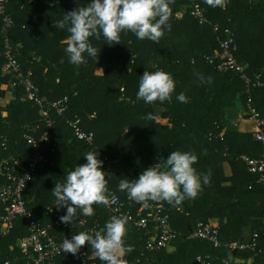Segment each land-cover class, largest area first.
I'll list each match as a JSON object with an SVG mask.
<instances>
[{
  "label": "trees",
  "instance_id": "16d2710c",
  "mask_svg": "<svg viewBox=\"0 0 264 264\" xmlns=\"http://www.w3.org/2000/svg\"><path fill=\"white\" fill-rule=\"evenodd\" d=\"M90 2L11 0L8 5L15 22L12 40L25 72H31L33 81L49 100L69 97L63 114L55 110L50 113L51 126L42 119L35 103L20 101L22 88L15 89L16 97L7 106H0V139L6 142L5 147L0 145V164L10 157L20 159L23 165L27 163L32 146L26 134L40 138L49 130L52 135L46 148L47 164L38 169L25 188V199L35 218L44 224L54 222L48 211L56 204L51 191L55 184L64 183L76 166L87 162L88 153L103 161V170L110 175L106 176L109 193L126 201L128 208L129 197L118 187L121 179H136L172 151H187L197 155L194 167L201 174H209L210 182L195 199H185L178 206L156 202L169 215L174 230L183 234L198 223L225 218L226 224L219 230L223 244L248 240L257 232L263 249L264 184L258 182L260 175L249 171L242 156H262L264 145L253 132L239 131L222 120L229 110L240 109L245 118H250L246 113L249 104L264 117V85L255 86L257 76L264 84V0H226L224 7L217 8L204 2L210 20L204 25L191 15L190 0H174L171 29H165L158 43L138 40L131 32L122 33L121 44L116 45H109L103 35L99 39L92 37L97 56H86L85 64L75 66L68 62L65 51L69 33L55 29L54 22ZM182 9L185 12L179 18L177 14ZM216 24L219 31L215 30ZM1 28L0 18V33ZM227 31L235 34L238 60L248 64L250 90L237 74L222 72L205 58L221 49ZM157 70L170 73L176 82L172 101L145 104L137 99L140 76ZM209 77L211 83L207 82ZM8 82L9 77L0 69V84ZM181 93L188 102L176 99ZM5 94L0 89V97ZM77 118L83 130L94 132L92 143L75 137L70 121ZM0 180H4L2 176ZM93 207L96 214L88 217L89 227L100 223L102 229L111 218L104 205ZM127 219L125 240L132 250L121 252L127 262L202 264L199 256H211L210 264H222L229 254L230 258L253 256L250 251L234 252L226 246L218 248L205 240L182 237L172 243L173 251H148L147 234ZM57 232H66L71 239L74 234L90 231L63 223ZM28 234V224L20 217L9 234L0 235V264H27L32 260V254L19 246L20 239ZM81 248L95 254L87 244ZM52 264L73 263L60 256ZM254 264H264V251L256 256Z\"/></svg>",
  "mask_w": 264,
  "mask_h": 264
},
{
  "label": "clouds",
  "instance_id": "9594fccd",
  "mask_svg": "<svg viewBox=\"0 0 264 264\" xmlns=\"http://www.w3.org/2000/svg\"><path fill=\"white\" fill-rule=\"evenodd\" d=\"M211 8L224 7L226 0H204ZM174 0H91L85 7L65 13L54 22L55 29L69 33L65 49L68 62L80 66L87 57L95 58L97 48L91 43L92 37L101 35L108 44H121L122 33L131 32L138 40L158 43L170 30ZM203 79V77H201ZM211 83V77L208 78ZM176 82L170 73L162 70L145 71L140 76L137 99L145 104L171 102ZM180 102H188L181 93L176 97ZM86 163L79 164L66 176L64 183L55 184L51 191L56 198L57 208H66L62 223L82 222L81 217L95 216L93 205L109 204L108 178L103 170V161L94 153L85 155ZM196 154L187 151H172L166 159L145 169L136 179H121L119 190L138 203L148 201L178 206L185 199H195L209 184V174H201L194 165ZM166 170H165V167ZM51 210V208L49 209ZM127 217L113 216L100 231L94 234L79 232L71 239L65 238L61 244L64 253L75 255L87 244L104 264H127L121 252H130L126 246ZM230 258V254H229Z\"/></svg>",
  "mask_w": 264,
  "mask_h": 264
},
{
  "label": "built area",
  "instance_id": "2783aa9c",
  "mask_svg": "<svg viewBox=\"0 0 264 264\" xmlns=\"http://www.w3.org/2000/svg\"><path fill=\"white\" fill-rule=\"evenodd\" d=\"M11 0H0V18L2 20L1 41H0V69L4 75L9 77L8 85L13 89L22 88L19 96L22 102H33L40 108L42 119L52 125L50 113L57 111L63 114L68 108L69 97L65 96L58 100H49L43 95L39 87L35 84L31 77V72H25L22 63L19 60L16 45L12 40V30L15 27L14 19L8 11V5ZM204 0H190V13L200 24H208L210 20L207 15V9L204 7ZM215 30L219 31L220 26L215 25ZM227 37L221 41V49L216 50L212 56H206L207 62L214 65L222 72L232 71L245 81L248 90L251 86V78L247 74L248 64L241 62L236 56L238 49L235 34L227 31ZM255 86H263L260 76ZM246 113L253 121L256 130L254 138L264 145V117L260 111L252 104L248 105ZM80 119L70 121L74 135L79 140L92 143L95 134L92 131H85L80 127ZM27 142L32 146V155L28 158L27 163L23 165L20 159L10 157L4 159L0 164V176L4 180H0V235L9 234L14 228L17 220L21 217L28 224L29 234L20 239L19 246L26 253L32 254V260L27 264H52L60 257H67L73 264H104L95 254L88 253L84 249H80L78 253H64L61 244L66 236L58 233L63 223L61 217L65 215L63 208H57L56 204L48 208L49 213L53 216L54 222L44 224L37 220L32 210L28 208V202L25 199V188L33 175L38 169L47 164L46 148L52 142V135L47 130L40 138L26 134ZM0 145L6 146V142L0 139ZM242 159L247 164L249 171L260 175L258 182L264 184V154L259 157L243 155ZM109 204L106 207L107 213L112 218L128 217L135 227L145 231L147 234L146 250L157 251L163 248H169L172 243L179 237L190 240H205L212 243L215 247L226 246L227 249L234 252H253L251 258L233 257L222 259V264H254L256 256L264 251L260 248V236L255 232L248 240L231 241L223 244L220 238V227L210 223H198V225L178 234L171 222L169 215L165 212L163 206L159 203L148 201L146 203H138L129 198L127 202L122 200L118 195L111 194L109 196ZM137 206L134 209L131 207ZM51 208V210H49ZM82 222L72 223L84 227L86 231L95 233L101 230L100 223H96L94 227H89L88 217H81ZM57 230V231H56ZM55 231V232H54ZM123 258V256H122ZM211 256H199L198 261L202 264H210ZM141 260H137L139 263ZM9 264V262H6ZM127 264H136V262H127Z\"/></svg>",
  "mask_w": 264,
  "mask_h": 264
},
{
  "label": "crops",
  "instance_id": "0c3cea01",
  "mask_svg": "<svg viewBox=\"0 0 264 264\" xmlns=\"http://www.w3.org/2000/svg\"><path fill=\"white\" fill-rule=\"evenodd\" d=\"M185 9H182L178 14L177 17L181 18L184 15ZM103 67L99 68V72L102 73ZM0 89H3L6 91V94L4 97H0V106L5 107L7 106L11 101H13L16 97V91L12 87H10L8 84H0ZM223 122H229L231 126L235 127L239 131H251L254 132L256 130V127L253 123V121L250 118H245V112L243 110H238L237 112H233L232 110H229V114L226 115L223 120ZM246 124H252V127L247 129ZM225 172L228 173L229 169L228 167H225ZM210 224L222 227L226 224L225 218H214L211 219ZM248 232L246 233V235ZM170 250H174V247L171 245L169 247Z\"/></svg>",
  "mask_w": 264,
  "mask_h": 264
},
{
  "label": "rangeland",
  "instance_id": "374dc122",
  "mask_svg": "<svg viewBox=\"0 0 264 264\" xmlns=\"http://www.w3.org/2000/svg\"><path fill=\"white\" fill-rule=\"evenodd\" d=\"M159 111V110H158ZM252 127V124H246V128L249 129Z\"/></svg>",
  "mask_w": 264,
  "mask_h": 264
},
{
  "label": "water",
  "instance_id": "95a60500",
  "mask_svg": "<svg viewBox=\"0 0 264 264\" xmlns=\"http://www.w3.org/2000/svg\"><path fill=\"white\" fill-rule=\"evenodd\" d=\"M165 168L167 167V166H164Z\"/></svg>",
  "mask_w": 264,
  "mask_h": 264
}]
</instances>
